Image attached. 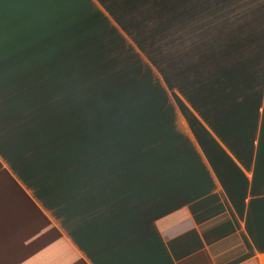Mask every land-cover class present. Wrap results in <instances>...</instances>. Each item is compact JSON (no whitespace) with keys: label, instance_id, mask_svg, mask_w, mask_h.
<instances>
[{"label":"crops","instance_id":"crops-1","mask_svg":"<svg viewBox=\"0 0 264 264\" xmlns=\"http://www.w3.org/2000/svg\"><path fill=\"white\" fill-rule=\"evenodd\" d=\"M0 264H264V0H0Z\"/></svg>","mask_w":264,"mask_h":264},{"label":"rangeland","instance_id":"rangeland-1","mask_svg":"<svg viewBox=\"0 0 264 264\" xmlns=\"http://www.w3.org/2000/svg\"><path fill=\"white\" fill-rule=\"evenodd\" d=\"M172 17V16H171ZM166 19H168V16L166 15ZM144 55H142L141 57L143 58ZM144 59L146 60V57L144 56ZM44 105H41V107Z\"/></svg>","mask_w":264,"mask_h":264}]
</instances>
